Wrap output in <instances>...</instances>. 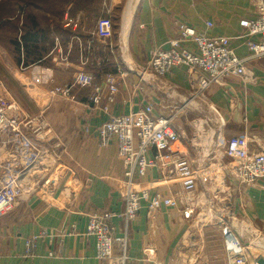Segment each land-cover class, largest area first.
<instances>
[{
	"label": "crops",
	"instance_id": "crops-1",
	"mask_svg": "<svg viewBox=\"0 0 264 264\" xmlns=\"http://www.w3.org/2000/svg\"><path fill=\"white\" fill-rule=\"evenodd\" d=\"M255 2L139 0L128 27L124 29L122 25V31L110 35L116 47L113 62L101 68H88L95 81L94 86L87 89L74 85L78 51L73 44L71 66L62 71L57 69L56 78L50 72L45 76L52 79L42 78L36 83L46 101L59 97L69 105L54 110L49 108L52 105L49 103L45 110L42 107L33 114L27 110L33 116L44 115L55 136L66 146L65 154L56 165L60 184L47 200L34 198L0 220V264H101L96 257V240L86 234L89 217L101 210L122 214L127 192L124 165L115 142L106 148L99 146L97 129L110 118L138 112L149 105L158 116L175 117L179 141L174 148L199 172L201 167L206 168L209 155L229 167L230 159L225 156L222 144L234 137L246 134L255 140L250 144L251 150L264 148V59H250L246 63L256 77L255 85L231 78L226 87L213 86L203 95L196 94L195 80L200 78L199 72L186 67L174 68L166 77L142 74L151 52L170 49L171 40L180 34V23L208 37L229 38L235 54L247 59L249 53L241 37L244 30L240 22L255 19ZM119 4L120 0H112V7ZM82 21L86 26L92 19L87 16ZM91 28L93 26H88ZM72 35L64 28L50 31L41 41L42 49L31 50L40 52L42 57L26 54V61L18 57L12 68L18 71L23 63H30L27 68L35 69L39 63L48 62L45 58L53 49L55 39L67 49ZM82 37L87 40L86 34ZM186 47L197 51L191 42ZM102 54L99 52L97 56ZM118 67L124 75L118 73ZM108 73L116 76L118 93L115 103L106 111L105 76ZM13 79L21 88L30 89L31 84L21 81L19 74H14ZM54 83L59 84L55 87L72 86L71 96L52 95L55 87L50 88ZM98 91L102 102L94 104L91 99ZM52 116L58 120L53 122ZM154 154L151 151L150 157ZM159 175L157 170H151L147 180L155 182ZM197 175L199 197L212 196L216 191L208 187L210 178ZM231 183L233 188L217 192L222 197L221 203L216 205L217 222L199 220L192 224L183 217V207L178 204L179 199H183L181 186L175 179H169L168 184L159 189L163 198L161 209L152 213L144 204L137 220L129 227L128 264H227L223 235L226 227L245 245L254 240L264 245V185L245 187ZM193 203L192 220L196 211L208 212L207 206L197 205L195 198ZM115 225L120 233L123 221L117 219ZM215 232L218 233L216 251L220 253L210 251L214 247ZM33 236L38 238L37 247L34 256L28 257L26 243Z\"/></svg>",
	"mask_w": 264,
	"mask_h": 264
},
{
	"label": "built area",
	"instance_id": "built-area-1",
	"mask_svg": "<svg viewBox=\"0 0 264 264\" xmlns=\"http://www.w3.org/2000/svg\"><path fill=\"white\" fill-rule=\"evenodd\" d=\"M105 1L108 15L111 13L109 7H112V0ZM255 13V19L240 22L244 30L241 37L245 40L249 53L247 59L235 54L229 38L208 37L180 23L178 24L180 34L171 40L170 49L151 52L142 74L151 73L157 77H166L174 68L186 67L200 74V78L195 80L198 95H203L213 86L226 87L231 78H240L247 85H255L256 77L246 63L250 59H264L262 0H256ZM81 20L80 16L70 17L68 13L65 15L62 26L72 31L71 41L67 49H64L59 39H55V45L46 59L56 66L69 68L72 64V47L76 44L78 69L74 85L87 88L94 86L95 81L88 68L90 66L101 68L109 64L116 56V47L110 40L112 27L108 17L97 20L91 29L83 26ZM208 26L212 27V24ZM78 31L79 34L76 33ZM83 34L87 35L86 41L82 37ZM188 42L196 46V52L186 47ZM99 52H102L103 56L98 57ZM117 69L119 74H125L121 68ZM105 86L107 94L104 110L108 111L115 103L118 93L114 74H106ZM71 89L72 86L69 85L55 87L51 94L69 98ZM91 100L94 104H100L101 93L98 91ZM174 123L175 117L158 116L153 106L149 105L138 112L110 118L97 129L101 148L115 142L127 180L125 208L122 214L112 210H101L89 217L86 234L95 238L96 257L101 264L129 263V227L137 220L144 204L152 213L161 209L163 198L159 189L166 186L169 179H175L181 186L183 199H179L178 204L183 207V217L192 220L198 175L189 160L174 148L179 141ZM86 132H89V128H86ZM254 141L243 134L222 144L225 156L230 159L228 178L237 186L264 185V148L258 151L251 150L250 144ZM151 151L155 152L152 157ZM65 152L66 146L55 136L44 115H31L10 95L5 84L0 81V220L34 198L47 200L51 196L60 184L56 165ZM220 168L223 172L222 167ZM151 170H157L160 174L155 182L147 180ZM117 219H121L124 224L120 233L115 225ZM42 235L46 236V233ZM223 235L227 264H246L252 246L264 253L263 243L254 240L245 245L228 227L224 228ZM37 239L33 236L27 240L28 257L34 256ZM259 260L264 259L257 258L255 264H259Z\"/></svg>",
	"mask_w": 264,
	"mask_h": 264
},
{
	"label": "rangeland",
	"instance_id": "rangeland-1",
	"mask_svg": "<svg viewBox=\"0 0 264 264\" xmlns=\"http://www.w3.org/2000/svg\"><path fill=\"white\" fill-rule=\"evenodd\" d=\"M7 1L9 0H0V4L8 5ZM128 2L129 0H120L119 5L115 7H109L111 8V13L106 15V17H108V19L111 22V27H112L110 31L111 34L122 31V25L124 28L123 15H124ZM106 11H108V8ZM31 13H33V16H35L38 21L39 30L41 31L50 30L53 32L57 30L56 25H57V22H59V20H56V18L54 17L49 18L47 15H45L44 12H42L40 9H37L35 7L31 8ZM20 14H21L20 19H19L20 23L17 27V31L11 32L10 31L11 28L9 26H8L9 28H7L4 25L0 27V81L5 84L10 95L13 98H15L16 101L21 106H23L26 110L30 112L32 111L31 112L32 114L34 112L41 111L40 108L42 107H43L42 110H45L49 103L52 104L49 108L54 109V110L56 108H62V107L68 106L69 105L68 102L62 99H59V97L57 98L54 97L56 98L54 100L50 98L49 100L46 101L44 96L41 93L42 91L40 90L39 85L36 84L39 79L48 78L45 75H49L50 72L53 74L54 78H56L58 75L57 69L62 71L64 67H56L54 63H52L50 60H47L48 62H44L41 64L39 63L35 67V69L27 68L29 67L30 63L29 64L23 63L22 69L19 68L18 71L12 68V65L16 63V60L18 57L21 58L22 61L26 59V57L23 56L25 54L21 55L23 53L21 47L24 44V40H23V36H22L20 29L22 27L23 20L24 21L29 20L30 13L28 10L25 12L23 11ZM97 18H91L92 21H90L89 24L87 23L86 26L87 27L94 26L95 23L97 22L96 21ZM16 73L19 74V78L22 79L21 81L27 84H31L30 89H27V88L23 89V87L21 88L18 84H16V81L13 79V75ZM48 79H52V77ZM58 85L59 84L54 83L51 85L50 89ZM87 88H84V89H87ZM52 120L53 122H56L58 119L52 116ZM206 159L208 160L207 161L208 163H206V168L201 167L200 169L201 173L199 172V170H196V169L194 171L196 175L201 174L202 178H210L209 180H211V184L208 183V187L212 188V190L216 192H214L213 195L210 197H203V196L199 197V194L195 192L194 198L197 200L196 204L199 206H207L206 210L208 212L200 214L198 211H196L194 220H191L192 224L199 220H201V223H207L208 221L209 222L213 221L216 223L217 222L216 219L218 217L216 205L220 204L221 203L220 200H222V197L220 196L221 193L220 192L217 193V192L220 189L225 191L229 188H233L230 186L231 180L228 178L229 177V167H226L225 165H223V162H220L219 160L218 162L216 159L212 161L214 157L212 158L210 157V155L206 156ZM219 165H221L223 172L221 171V168ZM224 173L227 175V177L226 175H224ZM231 184L233 185L235 183L233 182ZM235 185L237 186V184ZM227 203L229 202L227 201ZM200 224H198V226H200ZM217 236H218V233L215 232L213 236L214 237L213 238L214 247H212L210 250L212 251V253H218V252L220 253V251H216L218 249L216 246L217 244L216 240L218 238ZM250 249L251 251L249 253L248 261L246 264H255L257 258L264 259V253L259 252L258 250L254 249L253 246L250 247ZM218 264H224V262H219Z\"/></svg>",
	"mask_w": 264,
	"mask_h": 264
},
{
	"label": "trees",
	"instance_id": "trees-1",
	"mask_svg": "<svg viewBox=\"0 0 264 264\" xmlns=\"http://www.w3.org/2000/svg\"><path fill=\"white\" fill-rule=\"evenodd\" d=\"M7 2L8 5L0 4V27L4 25L7 28L10 27L12 29H10L11 32L17 31V27L20 23V13L29 10V20H23L20 29L24 40V44L21 47L23 52L21 55L28 54L33 57H42L40 52L35 53L31 52V50L42 49L40 45L41 41L50 34V30H39L38 21L36 17L33 16V13H31V8L35 7L40 9L49 18L54 17L56 20H59L56 25L57 30L63 28L60 23L66 12H68L70 17L80 16L82 20L90 16V19L91 17H99L96 19L97 21L101 18H106L107 15V2L105 0H9ZM82 20L81 22L84 23ZM83 26H85V24ZM67 31L70 32V30ZM76 33L79 34L80 32L78 31ZM33 43L36 44L35 47L32 45Z\"/></svg>",
	"mask_w": 264,
	"mask_h": 264
},
{
	"label": "bare ground",
	"instance_id": "bare-ground-1",
	"mask_svg": "<svg viewBox=\"0 0 264 264\" xmlns=\"http://www.w3.org/2000/svg\"><path fill=\"white\" fill-rule=\"evenodd\" d=\"M139 0H129L124 12V26L128 27ZM124 28V29H125Z\"/></svg>",
	"mask_w": 264,
	"mask_h": 264
},
{
	"label": "water",
	"instance_id": "water-1",
	"mask_svg": "<svg viewBox=\"0 0 264 264\" xmlns=\"http://www.w3.org/2000/svg\"><path fill=\"white\" fill-rule=\"evenodd\" d=\"M259 264H264V260H259Z\"/></svg>",
	"mask_w": 264,
	"mask_h": 264
}]
</instances>
